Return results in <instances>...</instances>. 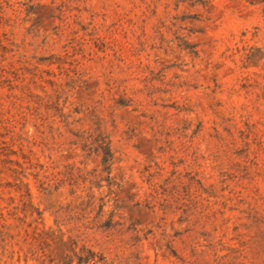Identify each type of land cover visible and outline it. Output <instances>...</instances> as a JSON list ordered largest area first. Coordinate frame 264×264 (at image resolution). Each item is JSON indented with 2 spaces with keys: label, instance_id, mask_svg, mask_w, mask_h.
Returning <instances> with one entry per match:
<instances>
[{
  "label": "rangeland",
  "instance_id": "374dc122",
  "mask_svg": "<svg viewBox=\"0 0 264 264\" xmlns=\"http://www.w3.org/2000/svg\"><path fill=\"white\" fill-rule=\"evenodd\" d=\"M260 1L0 0V264H50L33 238L73 236L89 196L107 264H264ZM97 134L99 189L73 144Z\"/></svg>",
  "mask_w": 264,
  "mask_h": 264
},
{
  "label": "trees",
  "instance_id": "16d2710c",
  "mask_svg": "<svg viewBox=\"0 0 264 264\" xmlns=\"http://www.w3.org/2000/svg\"><path fill=\"white\" fill-rule=\"evenodd\" d=\"M199 4L205 6L206 2H201ZM259 4H264V0H261ZM254 53L255 52H252L251 49L245 53L241 61L242 67H247L252 63L256 56ZM75 142L76 143L73 144H81L80 149L83 153H85L86 156L95 155L97 158H99L100 171H93L91 174H89L91 179H88L89 177L87 176L82 178L83 183L89 180L88 183L90 185L94 184L99 189L100 187L97 186V183L100 181L105 180L106 182H111L112 179L110 178V174L112 171V165L115 161V153L111 148V142L109 141L108 137L104 134H97L94 138L92 136L85 137V139H83V143H78L79 141ZM74 182L75 181H73V187L77 185V183ZM22 197H29L27 191L24 195H22ZM92 199L93 197L89 196L83 207V204H81L79 208L80 213L73 217V236H66L63 233L56 235L53 231L45 233L43 232L39 234V238H33V243L37 245L35 248L36 250L29 248L28 251H26V255L30 254L33 258L37 257L39 251L43 249L42 246H44L47 248V252L49 253L47 255L46 253L44 254L43 251V257L53 256V258L50 260V264H107L104 257L94 253L91 248L86 246L85 241L88 242L86 235L89 231L93 233L101 232L105 235H108L109 232L113 231L118 225L113 223L111 217H108L106 220H102L103 204L100 203L98 206H94V201ZM92 206L93 208H91ZM29 210L31 212L30 216L36 212V214L40 217L41 213H39L32 206L29 207ZM22 212L26 213L24 209ZM92 212L95 214L91 218L90 215ZM70 220H72V217L67 218V223H70L68 222ZM81 237H83L85 241L82 242ZM81 242L82 244H80Z\"/></svg>",
  "mask_w": 264,
  "mask_h": 264
}]
</instances>
